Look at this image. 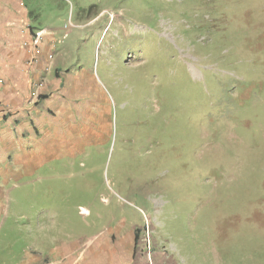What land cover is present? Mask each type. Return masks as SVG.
<instances>
[{
    "label": "rangeland",
    "instance_id": "374dc122",
    "mask_svg": "<svg viewBox=\"0 0 264 264\" xmlns=\"http://www.w3.org/2000/svg\"><path fill=\"white\" fill-rule=\"evenodd\" d=\"M21 2L60 86L5 108L0 264L137 232L129 264H264V0Z\"/></svg>",
    "mask_w": 264,
    "mask_h": 264
},
{
    "label": "crops",
    "instance_id": "0c3cea01",
    "mask_svg": "<svg viewBox=\"0 0 264 264\" xmlns=\"http://www.w3.org/2000/svg\"><path fill=\"white\" fill-rule=\"evenodd\" d=\"M8 24L11 26L9 27ZM0 29V33H4V37L6 36L5 31H9L10 34L6 45H0V74L5 76V83L0 88V102H2L0 105V143L4 145L6 140L8 141L5 148L0 147V162H4L13 158L14 146H11L9 137L2 135L5 134V128L15 117L5 115V108L10 109L13 100L29 97V84H34L40 90L39 96L48 95V97L43 98L38 103L35 101L33 105H31L32 103H25V106H21L20 111L23 110L24 112V120L30 119L29 123L35 124L37 121L35 116H29L28 113L37 110L49 112L50 108L44 104V101L53 94L51 91L56 92L59 89L60 72L54 69V61L51 55L52 42L49 35H42L35 48L31 45L33 42L30 36L33 35L35 38L37 31L33 29L29 13L21 0H0ZM24 39L28 41L25 43ZM1 44H5V41H1ZM32 55L35 56V65L30 71L26 68V62ZM52 74L55 78H52ZM17 106L19 103L15 104V107ZM100 236L94 237L97 239L93 238L89 244L83 240L85 245L81 251L78 250L80 247H78L79 243L76 240H71L69 243L65 241L61 247H57L56 241H53L52 247H49L48 255L45 257L39 253L41 247L36 246L27 262L28 264H129L137 258L138 241H135V236L132 241L126 239L127 249H123L126 244L119 243L125 238L113 239L112 236L107 235L99 242L102 238ZM98 242L99 245H97ZM96 245L98 251H93ZM119 245L120 247L123 246L122 249L118 247Z\"/></svg>",
    "mask_w": 264,
    "mask_h": 264
},
{
    "label": "built area",
    "instance_id": "2783aa9c",
    "mask_svg": "<svg viewBox=\"0 0 264 264\" xmlns=\"http://www.w3.org/2000/svg\"><path fill=\"white\" fill-rule=\"evenodd\" d=\"M41 34H42V31H38V32L36 33V36H35V38L33 39V44H34V47H33V48H35V47L37 46V44H38V42H39V39H40V37L42 36ZM32 56H33V55H32ZM32 58L34 59V57H32ZM30 62H32V60H31Z\"/></svg>",
    "mask_w": 264,
    "mask_h": 264
},
{
    "label": "trees",
    "instance_id": "16d2710c",
    "mask_svg": "<svg viewBox=\"0 0 264 264\" xmlns=\"http://www.w3.org/2000/svg\"><path fill=\"white\" fill-rule=\"evenodd\" d=\"M40 97H41V98H46V96H44V95H42V96H40ZM138 239H139V233L137 232V233L135 234V241L137 242Z\"/></svg>",
    "mask_w": 264,
    "mask_h": 264
},
{
    "label": "clouds",
    "instance_id": "9594fccd",
    "mask_svg": "<svg viewBox=\"0 0 264 264\" xmlns=\"http://www.w3.org/2000/svg\"><path fill=\"white\" fill-rule=\"evenodd\" d=\"M39 31H42V30H39ZM38 32V31H37ZM36 35V34H35Z\"/></svg>",
    "mask_w": 264,
    "mask_h": 264
}]
</instances>
